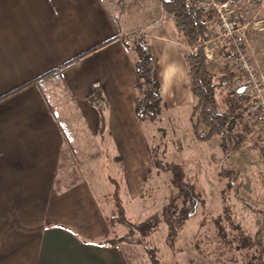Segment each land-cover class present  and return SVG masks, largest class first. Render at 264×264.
I'll return each mask as SVG.
<instances>
[{"label": "crops", "instance_id": "0c3cea01", "mask_svg": "<svg viewBox=\"0 0 264 264\" xmlns=\"http://www.w3.org/2000/svg\"><path fill=\"white\" fill-rule=\"evenodd\" d=\"M163 16L124 30L107 0H0V264H131L130 244L101 243L116 230L109 176L134 200L152 172L122 39L145 29L164 115L196 101Z\"/></svg>", "mask_w": 264, "mask_h": 264}, {"label": "rangeland", "instance_id": "374dc122", "mask_svg": "<svg viewBox=\"0 0 264 264\" xmlns=\"http://www.w3.org/2000/svg\"><path fill=\"white\" fill-rule=\"evenodd\" d=\"M107 1L120 27L124 30L146 21L153 22L164 18V12L158 0ZM208 1L212 2V0ZM216 9L211 22L230 16L232 20L241 23L247 53L264 78V0H261L260 4L251 2L247 5L243 3L238 6H227L221 10ZM209 13L205 12L206 15ZM171 24L174 26L172 21ZM144 30L138 26L125 38L135 39V37L145 36ZM208 33L209 38H201V41L207 53L209 69L216 75L231 72L222 54L231 46L230 42L222 44L221 38H217L216 33L211 35L209 30ZM179 37L182 38L180 35ZM182 45L185 51L190 50L186 44ZM133 54L135 55L134 52ZM229 84L228 88L234 89L230 88ZM261 94L264 98V86ZM187 109L171 111L158 122L146 123L145 128L150 144L156 142L159 144L160 156L167 160H176L184 165L187 178L197 185L205 202L181 230L175 254L165 243L166 226L161 223L146 238L144 244L135 242L139 234L130 237L129 240L132 242L127 243L131 245L129 246L130 262L131 264H154L144 247H156L159 248L155 255L159 264H245L247 250L237 251L231 247L234 248L237 245V238L241 236V233L244 236L255 234L259 216L239 197H244L256 208L264 209V150L256 146V134L252 133L251 140L246 141L233 155L224 159V151L221 147L222 136L215 135L209 140H199L192 126V121H198V114L194 116L190 113L191 110ZM205 131V126L200 124L199 132L203 134ZM234 143L235 141L231 140L230 147H233ZM221 169L234 170V177H225L220 173ZM108 171L107 174H114L110 168ZM171 179V172L154 170L148 177L143 198L132 200L123 193L122 199L128 216L138 222L154 215H161L168 197L174 192ZM229 181L231 187H227ZM238 185L239 190H237ZM111 188L113 193L114 185ZM107 201L110 208L109 214L113 215L115 208L111 194L108 195ZM225 203L228 205L232 222L224 217ZM220 216H223L221 224L225 228V236L220 233L215 223ZM113 229H116L115 234L118 235L128 232L121 225H115ZM249 251L254 253L253 249Z\"/></svg>", "mask_w": 264, "mask_h": 264}, {"label": "trees", "instance_id": "16d2710c", "mask_svg": "<svg viewBox=\"0 0 264 264\" xmlns=\"http://www.w3.org/2000/svg\"><path fill=\"white\" fill-rule=\"evenodd\" d=\"M165 17L173 20L180 36L179 41L190 47L189 51L184 50V57L188 65V83L195 103L192 107V115L198 117V121H192L194 134L199 140H209L215 135H221V147L224 151V159L229 158L234 152L239 150L246 141L251 140L253 129L246 123L241 115L242 108L249 102V96H239L247 85L236 87L232 90L228 84L238 77H242L241 72L231 71L216 75L207 65V53L202 44L201 38L208 39V23L213 21L216 9H211L209 14H205L201 4L206 0H158ZM225 0H218L224 2ZM261 3V0H255ZM124 45L135 53V69L139 78L137 84V97L135 100V113L140 122L155 123L162 119L164 112L169 108L163 96L159 74L155 66V59L152 48L146 38L141 36L135 39H122ZM95 88V92H97ZM96 93L95 96H97ZM102 97V95H100ZM100 97V98H101ZM90 100L95 102V98ZM98 100L95 102L99 105ZM102 107L104 104H101ZM100 106V105H99ZM101 107V113H103ZM205 126V133L199 132V125ZM165 131V130H163ZM235 141L230 147V141ZM256 146L257 143H256ZM259 147V146H258ZM264 150V148H260ZM152 166L151 170L157 172H171V183L174 192L168 197L167 203L163 206L161 215H154L147 220L132 221L124 206L120 194V183L109 176V180L114 185L111 194L115 211L108 218L111 228L115 225L125 227L128 232L124 235L114 234L112 237L101 241L102 244L117 245L131 243L130 237L139 234L135 241L144 244L148 238L161 224L166 226L165 243L175 254L177 249L179 234L187 222L194 217L205 200L195 183L187 178L185 167L176 160H167L159 154V144H151ZM220 173L225 177L232 178L234 170H223ZM230 181L227 187H231ZM239 185L237 190H239ZM225 191V189H224ZM243 201L253 212L258 214L256 221L257 230L254 235H245L237 238V245L231 249L237 251L247 250V260L245 264H264V209L254 207L244 197ZM224 217L232 222L228 205L224 204ZM223 216L216 219L215 223L219 227L220 233L225 236V228L222 223ZM150 255L154 264H159L155 257L159 248L144 247ZM253 249L254 253H250ZM155 250V251H154ZM237 261V259H236ZM241 262V261H240Z\"/></svg>", "mask_w": 264, "mask_h": 264}, {"label": "built area", "instance_id": "2783aa9c", "mask_svg": "<svg viewBox=\"0 0 264 264\" xmlns=\"http://www.w3.org/2000/svg\"><path fill=\"white\" fill-rule=\"evenodd\" d=\"M254 1L225 0L219 3L217 0H212V2L206 0L201 6L208 13L211 9L219 8L221 10L222 8H227V6H238L243 5V3L247 5ZM233 20L230 16L222 17L216 22L209 23L207 29L211 35L216 33V37L221 38L222 41L220 42L222 44L228 42L231 44L229 48H226L222 52L225 64L230 71L241 72L242 77H238L230 82L229 87L236 88L247 85L239 94V96L250 97L249 102L242 108L241 115L246 123L251 125L253 133L256 134L257 145L264 148V98H262L261 94L264 86V78L247 53V47L244 45V34L241 32V23Z\"/></svg>", "mask_w": 264, "mask_h": 264}]
</instances>
